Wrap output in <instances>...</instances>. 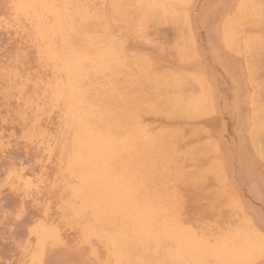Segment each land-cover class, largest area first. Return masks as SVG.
I'll list each match as a JSON object with an SVG mask.
<instances>
[{
    "label": "rangeland",
    "instance_id": "374dc122",
    "mask_svg": "<svg viewBox=\"0 0 264 264\" xmlns=\"http://www.w3.org/2000/svg\"><path fill=\"white\" fill-rule=\"evenodd\" d=\"M263 62L264 0H0V264H264Z\"/></svg>",
    "mask_w": 264,
    "mask_h": 264
},
{
    "label": "bare ground",
    "instance_id": "6f19581e",
    "mask_svg": "<svg viewBox=\"0 0 264 264\" xmlns=\"http://www.w3.org/2000/svg\"><path fill=\"white\" fill-rule=\"evenodd\" d=\"M70 3V2H69ZM72 3V2H71ZM71 7V6H70ZM72 36H74V35H72ZM83 38V37H82ZM72 39V38H71ZM76 39V38H75ZM75 39H74V41H75ZM71 42H73V41H71ZM84 43V42H83ZM87 43V42H86ZM79 45V44H78ZM85 46V45H84ZM227 46L229 47V45L227 44ZM87 47V46H86ZM84 48V47H83ZM82 48V49H83ZM88 48V47H87ZM86 48V49H87ZM257 48V47H256ZM85 49V48H84ZM83 49V50H84ZM76 50V49H75ZM87 50H89V49H87ZM259 50V49H258ZM73 52V51H72ZM90 52V51H89ZM22 53V52H21ZM258 53V52H257ZM96 55V54H95ZM94 55V56H95ZM262 55V54H261ZM98 57V56H97ZM96 58V57H95ZM263 58V57H262ZM82 59V58H81ZM85 59V58H84ZM84 59L82 60V63H83V61H84ZM87 59V58H86ZM63 60V59H62ZM97 60V59H96ZM255 60V59H254ZM263 60V59H262ZM88 61V60H87ZM54 62V61H53ZM58 62V61H57ZM94 63H95V61H94ZM264 63V62H263ZM85 64V63H84ZM92 64V63H91ZM256 64V63H255ZM59 65H61V63H59ZM83 65V64H82ZM260 66V65H259ZM262 67V66H261ZM90 73V72H89ZM141 74V73H140ZM94 75V74H93ZM88 79V78H87ZM83 84V83H82ZM260 85V84H259ZM262 85V84H261ZM260 85V86H261ZM135 90V89H134ZM132 96V95H131ZM127 100V99H126ZM117 101V100H116ZM132 101V100H131ZM135 101V100H134ZM133 101V102H134ZM123 102V101H122ZM169 102V101H168ZM143 103V102H142ZM125 104H126V102H125ZM134 104V103H133ZM169 104V103H168ZM137 105V104H136ZM142 105V104H141ZM165 105V104H164ZM167 106V105H166ZM143 106H141V108H142ZM170 107V106H169ZM111 108V107H110ZM229 108V107H228ZM143 109H146V107L145 108H143ZM147 110V109H146ZM118 111V110H117ZM105 113V112H104ZM126 113V112H125ZM262 114V113H261ZM129 115V114H128ZM185 115V114H184ZM257 116V115H256ZM121 117V116H120ZM264 117V116H263ZM260 119V118H259ZM96 120H97V118H96ZM258 120V119H257ZM98 121V120H97ZM100 121V120H99ZM121 123V122H120ZM111 124H112V122H111ZM110 124V125H111ZM117 124V123H116ZM114 125H115V123H114ZM114 125H112L113 127H114ZM128 125V124H127ZM101 126V125H100ZM113 127H111V128H113ZM97 128V127H96ZM107 128V127H106ZM110 128V129H111ZM102 129V128H101ZM117 129V128H116ZM138 131V130H137ZM104 132V131H103ZM118 133H119V131H118ZM130 136V135H129ZM132 136V135H131ZM205 144V143H204ZM122 145V144H121ZM161 146V145H160ZM164 146H165V144H164ZM141 148V147H140ZM130 149V148H129ZM181 150V149H180ZM134 151V150H133ZM141 151H142V149H141ZM155 151H156V149H155ZM190 151V150H189ZM125 152V151H124ZM127 153V152H126ZM125 153V154H126ZM128 153H130V151L128 152ZM135 153V152H134ZM197 153V152H196ZM124 154V153H123ZM131 154H132V152H131ZM136 154V153H135ZM188 154V153H187ZM101 155H103L104 156V159H105V161L106 162H109V161H115L116 160V158L114 157V151H113V148H111V147H109V146H107L106 148H105V150L104 149H102V153H101ZM184 155H186V154H184ZM207 155V154H206ZM136 156V155H135ZM189 156V155H188ZM130 157H132V156H130ZM195 157V156H194ZM135 158V157H134ZM132 159V158H131ZM129 160H130V158H129ZM128 160V161H129ZM133 160V159H132ZM130 162H132V161H130ZM245 162H246V160H245ZM115 163V162H114ZM241 164H243V163H241ZM177 165V164H176ZM175 165V166H176ZM120 167L122 166V165H119ZM118 166V167H119ZM174 166V167H175ZM128 169V168H127ZM127 169L125 170L126 172H128L127 171ZM147 169V168H146ZM77 170V169H76ZM80 170V169H79ZM115 171H116V169H115ZM113 173V172H112ZM117 174H118V172H117ZM114 175V174H113ZM131 175V174H130ZM132 176V175H131ZM149 176V175H148ZM139 177V176H138ZM127 179V178H126ZM134 180V179H133ZM147 181V180H146ZM131 182H134V181H131ZM136 182V181H135ZM128 183H130V182H128ZM108 186V188H109V185H107ZM140 187V186H139ZM141 188V187H140ZM139 188V189H140ZM147 188V187H146ZM101 190V189H100ZM132 191H134V190H132ZM103 193L105 194L104 196H102L103 197V199L104 200H110L109 202H116V200L114 199V198H110V197H108L109 196V194L111 193V194H114V193H116V190L115 189H112V190H108L107 188H104V190H103ZM135 193V192H134ZM128 194V193H127ZM121 196V195H120ZM120 200V199H119ZM95 201H96V199H95ZM104 202H106V201H104ZM122 204H124V203H122ZM114 214V213H113ZM128 214V213H127ZM121 216V215H120ZM114 217V216H113ZM132 218V217H131ZM122 220V219H121ZM126 220V219H125ZM110 221H112V220H110ZM121 223V222H120ZM98 228V227H97ZM135 229V228H134ZM127 235H128V233H127ZM130 236H132V235H130ZM138 236V235H137ZM261 237H262V235H261ZM132 238V237H131ZM128 239V238H127ZM250 239V238H249ZM261 240V239H260ZM260 240H258L259 241V243L261 242ZM264 240V239H263ZM146 255V254H145ZM150 258V257H149ZM151 259V258H150ZM145 262V261H144ZM148 264V263H147Z\"/></svg>",
    "mask_w": 264,
    "mask_h": 264
}]
</instances>
